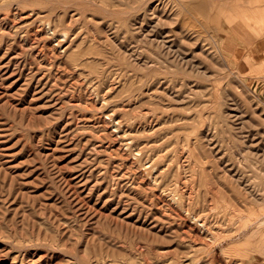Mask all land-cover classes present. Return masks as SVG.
<instances>
[{
    "label": "rangeland",
    "instance_id": "rangeland-1",
    "mask_svg": "<svg viewBox=\"0 0 264 264\" xmlns=\"http://www.w3.org/2000/svg\"><path fill=\"white\" fill-rule=\"evenodd\" d=\"M262 39L264 0H0V264H264Z\"/></svg>",
    "mask_w": 264,
    "mask_h": 264
},
{
    "label": "bare ground",
    "instance_id": "bare-ground-1",
    "mask_svg": "<svg viewBox=\"0 0 264 264\" xmlns=\"http://www.w3.org/2000/svg\"><path fill=\"white\" fill-rule=\"evenodd\" d=\"M220 17V16H219ZM243 19H245V18H243ZM123 22V21H122ZM239 33H241L240 31H239ZM239 35H241V34H239ZM250 38H253V39H255V37L254 36H252V37H250ZM262 40H264V39H262ZM262 42V41H261ZM260 43V42H259ZM251 44H252V42H251V40L250 39H248V41L246 42L245 41V43H244V45H241V42L238 44V43H236L235 44V46H236V48H240V49H236V51H239L240 52V56H241V58H240V60L239 61H232V60H230V62H232V64H238V63H240L241 62V60H242V57H244V56H246V58H245V61H249V60H253L254 58H253V56H251V54L253 53V51L250 49L249 50V48L251 47ZM263 44H264V42L261 44V46L259 45V46H257V47H263L264 48V46H263ZM253 47V46H252ZM256 48V47H255ZM263 48H257V53H259V54H261L260 56H262V55H264V51H263ZM245 50V51H244ZM246 53V54H245ZM224 54H226V53H224ZM254 54V53H253ZM238 55V54H237ZM259 56V57H260ZM233 57H236L235 55L233 56ZM232 57V58H233ZM239 57V56H238ZM256 60V59H255ZM242 61H244V59L242 60ZM245 63V62H244ZM261 172H263V171H261ZM261 174H263V173H261ZM247 189V188H246ZM195 221H197V223H199V225H200V227H201V229H202V231H204V232H208L209 231V229H208V224H207V222L206 221H204L203 219H201V218H198V219H195ZM237 222H239V221H237ZM212 228V227H211ZM258 246V245H257ZM250 248V247H249ZM235 249H238V248H235ZM244 250V249H243ZM93 253H95V252H93ZM238 253V252H237ZM235 255V254H234ZM238 255V254H237ZM243 255V254H242ZM249 255V254H248ZM77 256V255H76ZM85 256V255H84ZM91 256V255H90ZM94 256H95V254H94ZM88 257V256H87ZM87 257H86V259H87ZM96 257V256H95ZM78 258V257H77ZM92 258V257H91ZM97 258V257H96ZM96 260V259H95ZM77 261H79V260H77ZM96 261H98V259L96 260ZM234 261V260H233ZM111 263V262H110ZM243 263V262H242ZM79 264H80V262H79Z\"/></svg>",
    "mask_w": 264,
    "mask_h": 264
},
{
    "label": "crops",
    "instance_id": "crops-1",
    "mask_svg": "<svg viewBox=\"0 0 264 264\" xmlns=\"http://www.w3.org/2000/svg\"><path fill=\"white\" fill-rule=\"evenodd\" d=\"M243 29H242V32H241V45H244V43H245V41L247 42L248 41V39H250L251 40V42L253 43V38H250V36L248 37V36H246L245 34H243ZM246 63V62H245ZM245 65V64H244ZM244 68V67H243Z\"/></svg>",
    "mask_w": 264,
    "mask_h": 264
}]
</instances>
